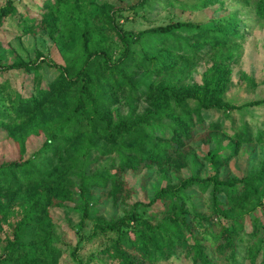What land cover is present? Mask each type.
Masks as SVG:
<instances>
[{
  "label": "trees",
  "instance_id": "1",
  "mask_svg": "<svg viewBox=\"0 0 264 264\" xmlns=\"http://www.w3.org/2000/svg\"><path fill=\"white\" fill-rule=\"evenodd\" d=\"M231 1L169 5L222 10ZM239 3L252 8L255 25L264 21V0ZM42 9L39 20L25 22L21 32H46L62 63L39 52L35 59L0 60L1 72L32 74L29 96L0 85V128L20 155L29 137L44 136L31 158L0 163V233L4 225L10 230L0 236V264H59L49 210L68 204L81 211L80 229L93 221L88 239H109L98 256L111 264H169L180 255L192 264H264V157L243 176L230 170L242 145L263 143V133L243 126L229 136L219 132V123L209 124L212 135L226 140L220 152L203 158L210 174L203 175L207 167L186 150L208 111L264 106V97L241 106L227 100L246 22L235 11L206 23L176 21L132 31L119 25L123 9L107 2L48 0ZM14 11V2L6 0L0 26ZM202 62L210 65L198 83L192 74ZM43 66L57 74L41 85ZM241 79L254 84L247 75ZM140 101L146 104L142 112ZM112 154L117 163L88 170ZM142 165L156 166L164 184L147 203L133 202L116 219L97 217L93 193L108 189L116 203L123 198V175ZM184 169L189 175L171 183L170 173ZM192 190L208 194L209 215L196 211Z\"/></svg>",
  "mask_w": 264,
  "mask_h": 264
},
{
  "label": "rangeland",
  "instance_id": "2",
  "mask_svg": "<svg viewBox=\"0 0 264 264\" xmlns=\"http://www.w3.org/2000/svg\"><path fill=\"white\" fill-rule=\"evenodd\" d=\"M15 11L8 16L2 26H0V60L3 63H10L16 59H35L36 53H42L58 63H62L61 54L52 47V41L43 30L23 35L21 32L23 24H33L37 22L43 13L42 6L48 0H12ZM53 1V0H49ZM107 2L116 9H123L117 13L119 25L125 30L138 31L153 26H160L176 21H189L195 23H206L210 16L218 17L237 12L240 19L246 22L248 31H245L246 38L241 45V56L231 74V85L227 93V100L234 106H241L247 102L262 99L264 97V21L255 25L252 8L241 5L244 0H233L228 3V7L218 10V6H213L204 10L194 11L183 10L178 5H169L170 0H148L143 5H138L141 0H98ZM196 0H176L179 3L194 4ZM6 0H0V7ZM246 28V29H247ZM210 63L202 62L192 74L195 82L201 81V75ZM41 85L52 80L57 72L55 69L43 66L40 71ZM247 75L253 80L251 83L241 79V75ZM32 74H25L21 70L0 71V85L8 83L24 97L29 96L32 90ZM146 106L144 101L138 104V112H142ZM122 113H126L127 108L120 107ZM205 122L202 127H196L193 139L187 144L188 153L194 154L200 162L207 167L203 172L210 174L207 163L203 160L207 152H220L226 140H219V135L223 132L226 135H233L237 129L246 126L252 134L261 131L264 135V106L247 107L234 109L232 111H208L205 115ZM220 124V133L212 135L208 127L211 123ZM164 124H167L165 122ZM169 134V133H168ZM165 134L164 136H168ZM212 136V137H211ZM44 140L43 133L38 136H31L26 140L24 153L20 155L17 144L7 136L4 129L0 128V163L18 161L20 158H31L40 148ZM264 157V142L242 145L238 154L230 163V170L234 175L243 176L249 171L255 170L259 162ZM118 162V155L112 154L101 158L98 163L90 165L88 170L108 167L111 162ZM189 175L186 169L180 173H170L171 183H176L177 179ZM75 181V180H74ZM160 175L156 171V166H140L135 171H127L123 175V198L113 203L107 195V190H96L93 194L98 200L93 205L97 211V217L106 220L116 219L122 216L125 210L133 202L141 201L147 203L155 190L164 184ZM196 211L209 215L208 194H200L198 191H191ZM123 199V201H122ZM52 218L54 244L61 250L59 264H111L110 260H105L98 256L99 251L109 243V239L97 236L88 239L92 232L93 221L88 220L87 225L80 229L81 211L73 204L65 207H53L49 210ZM10 233L7 226H3L4 233ZM74 249L76 250L73 256ZM245 256V255H244ZM169 264H192L191 260L183 255L170 259ZM242 264H249L247 259L242 260Z\"/></svg>",
  "mask_w": 264,
  "mask_h": 264
}]
</instances>
